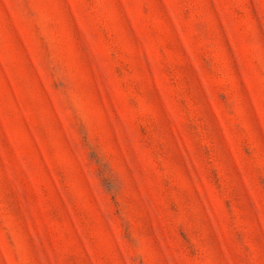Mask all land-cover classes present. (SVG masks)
Wrapping results in <instances>:
<instances>
[{
	"label": "rangeland",
	"instance_id": "obj_1",
	"mask_svg": "<svg viewBox=\"0 0 264 264\" xmlns=\"http://www.w3.org/2000/svg\"><path fill=\"white\" fill-rule=\"evenodd\" d=\"M0 264H264V0H0Z\"/></svg>",
	"mask_w": 264,
	"mask_h": 264
}]
</instances>
